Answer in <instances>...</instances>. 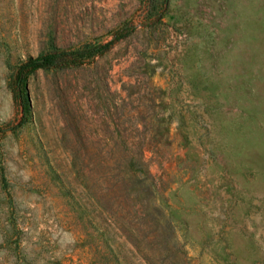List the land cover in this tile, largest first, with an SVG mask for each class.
I'll use <instances>...</instances> for the list:
<instances>
[{
  "label": "rangeland",
  "instance_id": "374dc122",
  "mask_svg": "<svg viewBox=\"0 0 264 264\" xmlns=\"http://www.w3.org/2000/svg\"><path fill=\"white\" fill-rule=\"evenodd\" d=\"M107 41L0 131V264H264V0H0V127Z\"/></svg>",
  "mask_w": 264,
  "mask_h": 264
},
{
  "label": "trees",
  "instance_id": "16d2710c",
  "mask_svg": "<svg viewBox=\"0 0 264 264\" xmlns=\"http://www.w3.org/2000/svg\"><path fill=\"white\" fill-rule=\"evenodd\" d=\"M125 33H119L114 36L115 39H118L122 36H124ZM111 41H107L104 43H96L92 45H88L81 48H75V49H53L49 50L37 55H29L22 61H20L16 67H15V74H14V84L11 87L12 91V99L14 104L19 108L21 115L16 123H6L3 127H0V131H5L8 129H14L21 124L26 119L27 110L29 108V102L24 94V83L27 75L32 72L33 70L43 67H51V66H59L63 65L66 62L74 61L76 57L82 56V55H93L96 54L105 48L109 46ZM124 162V160H122ZM0 175L2 179L3 186L7 188V177L5 173V169L3 166L0 168ZM143 185V184H141ZM150 214V218L154 221L156 219H161V222L158 224L159 227L166 226L169 227L170 223L165 218V215L160 207H158L156 204L151 203L150 209L147 212ZM105 258L109 262L108 258L109 256L105 255ZM152 261H150L151 263Z\"/></svg>",
  "mask_w": 264,
  "mask_h": 264
}]
</instances>
